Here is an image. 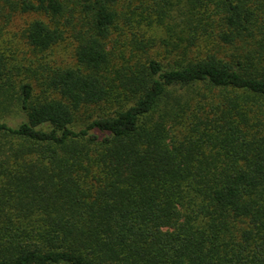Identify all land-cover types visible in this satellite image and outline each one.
<instances>
[{
	"label": "trees",
	"instance_id": "obj_1",
	"mask_svg": "<svg viewBox=\"0 0 264 264\" xmlns=\"http://www.w3.org/2000/svg\"><path fill=\"white\" fill-rule=\"evenodd\" d=\"M78 1L81 18L0 0L5 19L47 18L23 31L33 48L77 41L41 94L0 51V98L21 108L0 119V264H264V0H140L167 50L127 57L112 36L135 14Z\"/></svg>",
	"mask_w": 264,
	"mask_h": 264
},
{
	"label": "rangeland",
	"instance_id": "obj_2",
	"mask_svg": "<svg viewBox=\"0 0 264 264\" xmlns=\"http://www.w3.org/2000/svg\"><path fill=\"white\" fill-rule=\"evenodd\" d=\"M69 7L75 9V16L79 15V1L65 0ZM121 7L126 13L135 16L131 26L122 27L125 20L119 21V27L112 36L116 51L125 57L136 47L134 40L147 41L152 46L150 54L162 56L167 50L166 33L158 25L152 24L150 18H146L147 12H142L144 7L140 0H121ZM138 14V15H136ZM45 18L40 14L16 12L10 19H5L0 15V51L5 55L6 68L11 72L7 76L13 82L16 90L18 85L24 82H30L34 87L35 94H41L43 88V79L49 70L55 68L75 67L77 60L75 48L77 41L73 36L70 27L65 33L66 38L47 50H37L30 46L23 35L24 29L35 18ZM121 24V26H120ZM177 92L183 99H200L203 95L202 89L196 86L178 88ZM194 104L191 105V108ZM21 118L20 101L17 92L15 95H4L0 98V119L15 123Z\"/></svg>",
	"mask_w": 264,
	"mask_h": 264
}]
</instances>
